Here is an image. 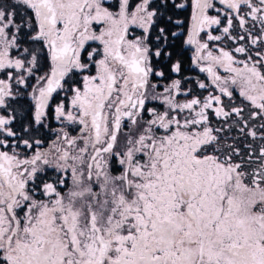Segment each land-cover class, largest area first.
<instances>
[{"label":"snow or ice","instance_id":"1","mask_svg":"<svg viewBox=\"0 0 264 264\" xmlns=\"http://www.w3.org/2000/svg\"><path fill=\"white\" fill-rule=\"evenodd\" d=\"M0 264H264V0H0Z\"/></svg>","mask_w":264,"mask_h":264}]
</instances>
